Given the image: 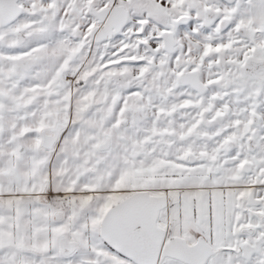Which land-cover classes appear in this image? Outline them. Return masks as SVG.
Listing matches in <instances>:
<instances>
[{
    "label": "snow or ice",
    "instance_id": "obj_1",
    "mask_svg": "<svg viewBox=\"0 0 264 264\" xmlns=\"http://www.w3.org/2000/svg\"><path fill=\"white\" fill-rule=\"evenodd\" d=\"M0 264H264V0H0Z\"/></svg>",
    "mask_w": 264,
    "mask_h": 264
}]
</instances>
